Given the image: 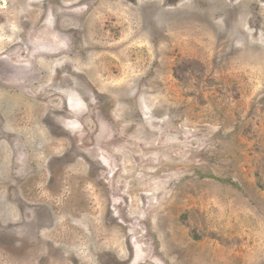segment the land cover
Masks as SVG:
<instances>
[{
  "label": "rangeland",
  "instance_id": "rangeland-1",
  "mask_svg": "<svg viewBox=\"0 0 264 264\" xmlns=\"http://www.w3.org/2000/svg\"><path fill=\"white\" fill-rule=\"evenodd\" d=\"M33 1L0 0V264H264V0Z\"/></svg>",
  "mask_w": 264,
  "mask_h": 264
},
{
  "label": "flooded vegetation",
  "instance_id": "flooded-vegetation-1",
  "mask_svg": "<svg viewBox=\"0 0 264 264\" xmlns=\"http://www.w3.org/2000/svg\"><path fill=\"white\" fill-rule=\"evenodd\" d=\"M24 1V0H23ZM34 2H36L37 3V5L35 4V7L34 8H38V7H42V6H44L45 5V3L44 4H42V2H41V0H34L33 1V4H34ZM29 3H30V1H29ZM28 4H23V8H25L26 6H27ZM30 5V4H29ZM31 8V6H28V9H30ZM28 9H27V11H26V13L25 14H28ZM32 9V8H31ZM38 11H39V9H38ZM35 11L34 10H32V12H31V16H35V15H37L36 13H34ZM21 17H23V14L22 13H20V16L18 17V18H13L14 20H20V18ZM25 22V21H24ZM27 23V22H26ZM26 23H25V26L27 27V25H26ZM0 31H2V28H1V26H0ZM19 32H21V34H22V30H18ZM43 33H44V30L43 31H41V32H39L38 33V35H40L41 37H43ZM10 46H12V47H14L15 49H13L12 47H9V45H7L6 47H4V48H0V52L2 53L1 55H0V60H2L3 62H8L10 65H12V62H14V59H18L17 57H15L16 56V54H19V53H23V50L21 49V50H19L20 48L19 47H17V46H15V45H10ZM9 48V49H8ZM17 48H19V49H17ZM19 50V51H18ZM22 51V52H21ZM9 64H6V65H9ZM23 67L25 66V64L24 65H22ZM22 66H20V67H22ZM22 67V68H23ZM20 75V74H19ZM24 76H27V73H26V75H24ZM102 151V150H101ZM102 153H104V152H101V154ZM100 157H97V163H99V161H101V158H102V155H99ZM26 160V159H25ZM25 160H22V161H25ZM92 163H94V164H96L95 163V160H94V162H92ZM94 164H91L90 166H94L95 167V165ZM25 171H26V169H25ZM101 171H103V172H107L106 170H104V169H100L99 170V172H101ZM112 172H110V173H108V175L109 174H111ZM113 174V173H112ZM104 179H107V178H104ZM109 180L107 179L106 180V184H107V182H108ZM108 186V185H107ZM43 259H45V257L43 256L42 257ZM49 260V259H48ZM53 260V259H52ZM46 261V260H45Z\"/></svg>",
  "mask_w": 264,
  "mask_h": 264
},
{
  "label": "bare ground",
  "instance_id": "bare-ground-1",
  "mask_svg": "<svg viewBox=\"0 0 264 264\" xmlns=\"http://www.w3.org/2000/svg\"><path fill=\"white\" fill-rule=\"evenodd\" d=\"M83 1H84V0H83ZM92 1H93V0H92ZM90 3H91V2H90ZM29 4H30V3H29ZM35 4L37 5L36 2H34V5H35ZM89 5H90V4H89ZM94 5H95V4H94ZM22 6H23V5H22ZM22 6H21V7H22ZM87 10H88V9H87ZM90 11H91V10H90ZM34 13H35V12H34ZM88 13H89V12H88ZM14 14H15V13H14ZM30 19H31V18H30ZM8 20H9V19H8ZM11 20H12V19H11ZM10 22H11V21H10ZM83 22H84V21H83ZM25 23H26V22H25ZM28 23H29V22H28ZM14 24H15V23H14ZM26 24H27V23H26ZM16 26H17V24H16ZM23 26H24V25H23ZM14 27H15V26H14ZM17 27H18V26H17ZM24 27H25V26H24ZM5 28H6V26H5ZM20 28H21V27H20ZM3 30H4V29H3ZM23 31H24V30H23ZM2 32H3V31H2ZM7 32L9 33V31H7ZM26 32H27V31H26ZM53 32H55V31H53ZM17 33H18V32H17ZM17 33H16V34H17ZM20 33H21V32H20ZM55 33H56V32H55ZM9 34H10V33H9ZM13 34H14V33H13ZM56 34H57V33H56ZM18 35H19V34H18ZM7 37H8V36H7ZM19 37H20V36H19ZM14 38H16V37H14ZM69 38H70V37H69ZM88 39H89V36H88ZM88 39H87V40H88ZM67 40H68V38H67ZM69 40H70V39H69ZM13 41H15V40H12V42H13ZM89 41H90V40H89ZM86 43H88V42L86 41ZM89 43H90V42H89ZM9 44H10V43H9ZM9 44H8V45H9ZM13 44H14V43H13ZM11 45H12V44H11ZM17 45H18V44H17ZM19 45H20V44H19ZM22 45H23V44H22ZM85 45H86V44H85ZM5 46H6V45H5ZM9 46H10V45H9ZM20 47H21V46H20ZM29 48H30V46H29ZM82 48H83V47H82ZM8 49H9V48H8ZM17 49H19V48H17ZM22 49H23V48H22ZM19 50H21V49H19ZM19 50H18V51H19ZM21 52H22V51H21ZM0 53H1V52H0ZM58 53H59V52H58ZM1 54H2V53H1ZM30 54H31V53H30ZM16 55H17V54H16ZM37 56H38V55H37ZM37 56H36V57H37ZM36 57H35V58H36ZM41 59H42V58H41ZM38 60H39V59H38ZM33 61H34V60H33ZM39 61H40V60H39ZM37 62H38V61H37ZM51 62H52V61H51ZM39 63H41V61H40ZM33 65H34V64H33ZM40 65H41V64H40ZM37 66H38V65H37ZM44 66H45V65H44ZM44 66H43V67H44ZM46 66L48 67V66H50V64H49V65L46 64ZM55 67H56V66H55ZM34 69H35V68H34ZM36 69H37V68H36ZM48 69H49V67H48ZM59 69H60V68H59ZM69 69H70V68H69ZM66 70H67V69H66ZM36 71H37V70H36ZM56 71H58V69H57ZM64 71H65V70H64ZM37 72H38V71H37ZM69 72H71V70H69ZM82 72H83V71H82ZM55 73H56V72H55ZM61 73H62V72H61ZM83 73H85V72H83ZM38 74H39V72H38ZM69 74H70V73H69ZM78 74H79V73H78ZM48 75H49V74H48ZM46 77H47V76H46ZM0 79H1V78H0ZM4 80H5V79H4ZM82 81H83V80H82ZM29 84H30V83H29ZM50 85H51V84H50ZM54 85H56V84H54ZM1 87H2V86H1ZM87 87H88V86H87ZM47 88H48V87H47ZM44 89H45V88H44ZM83 89H84V88H83ZM90 89H91V88H90ZM92 89H93V88H92ZM42 91H43V90H42ZM88 91H89V90H88ZM44 92H45V91H44ZM46 92H47V91H46ZM89 93H90V92H89ZM57 94H58V93H57ZM91 94H92V93H91ZM93 95H94V94H93ZM89 96H90V95H89ZM97 96H98V95H97ZM95 97H96V96H95ZM95 97H94V98H95ZM42 99H44V98H42ZM84 99H85V98H84ZM87 99H88V97H87ZM54 100H55V99H54ZM54 100H53V101H54ZM88 100H89V99H88ZM88 100H87V101H88ZM92 100H93V98H92ZM91 103H92V102H91ZM91 106H92V105H91ZM64 107H65V106H64ZM57 110H58V109H57ZM94 110H95V109H94ZM46 111H47V110H46ZM67 111H68V110H67ZM50 112H51V111H50ZM50 112H49V113H50ZM53 121H54V120H53ZM53 121H51V122L53 123ZM98 156H99V155H98ZM97 164H98V163H97ZM101 164H102V162H101ZM103 165H104V164H103ZM99 166H101V165H99ZM104 167H105V166H104ZM105 169H106V168H105ZM153 254H154V253H153Z\"/></svg>",
  "mask_w": 264,
  "mask_h": 264
}]
</instances>
